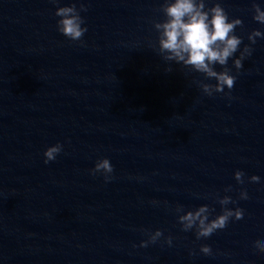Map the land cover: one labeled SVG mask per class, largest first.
I'll use <instances>...</instances> for the list:
<instances>
[{
  "label": "water",
  "instance_id": "95a60500",
  "mask_svg": "<svg viewBox=\"0 0 264 264\" xmlns=\"http://www.w3.org/2000/svg\"><path fill=\"white\" fill-rule=\"evenodd\" d=\"M220 2L243 20L241 48L264 30L253 0ZM59 3L84 17L83 43L57 30L52 0H0V264H264V183L248 180L264 178V38L238 71L229 58L233 87L209 96L200 83L214 78L158 50L163 0ZM104 156L107 181L90 171ZM227 185L246 219L207 238L183 230L186 210L221 211ZM156 228L163 235L139 246Z\"/></svg>",
  "mask_w": 264,
  "mask_h": 264
},
{
  "label": "clouds",
  "instance_id": "9594fccd",
  "mask_svg": "<svg viewBox=\"0 0 264 264\" xmlns=\"http://www.w3.org/2000/svg\"><path fill=\"white\" fill-rule=\"evenodd\" d=\"M59 5L55 9V15L59 17L56 21L57 30L72 41L81 40L83 34L87 31V25L84 23V17L77 11L74 4H60L59 0H52ZM163 13V20L154 21V28L157 31L158 50L165 61H174L177 64H183L196 72L203 73L209 78H214L215 82H201L202 91L211 96L214 92H221L231 89L236 80V75L228 67L229 58H232V65L237 71L243 66V61L252 54V44L257 38H264V30L254 28L248 33L249 44H244L241 48L243 37L235 31L236 26L241 25L243 20L239 16L229 17L220 0H215L209 4L208 0H163L160 5ZM81 9L86 5L81 3ZM253 19L264 25V6L253 0L252 3ZM81 43L83 41L81 40ZM238 52V55L236 53ZM222 66L217 70L214 65ZM168 71H171V65H168ZM226 95L230 93H225ZM64 145L62 142L48 145L43 152L44 162L55 160ZM114 165L107 156L98 158L90 171L93 174L102 173L107 181L111 179ZM244 171L236 169L234 177L238 183H244ZM248 180L255 183H264V178L259 175H251ZM232 190V185L225 186L224 195L218 199L221 205V211L215 213L214 208H210L207 203H202L194 209H188L179 215L178 221L183 230H194L197 239L207 238L217 229L224 228L230 218L244 220L246 219L245 210L236 204L237 200L228 195ZM249 193L246 189L238 190L237 199H249ZM147 239L139 242V246L145 247L149 243H154L163 235L160 228L154 231L148 230ZM168 245L172 244V236L165 237ZM133 247H137L134 243ZM257 255L264 253V240L256 244ZM200 251L205 254L212 252L210 244H200ZM191 254V253H190Z\"/></svg>",
  "mask_w": 264,
  "mask_h": 264
}]
</instances>
